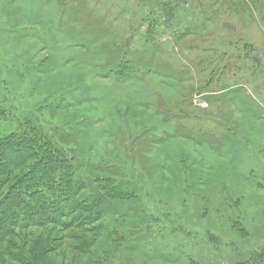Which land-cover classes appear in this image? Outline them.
I'll use <instances>...</instances> for the list:
<instances>
[{"label": "rangeland", "instance_id": "1", "mask_svg": "<svg viewBox=\"0 0 264 264\" xmlns=\"http://www.w3.org/2000/svg\"><path fill=\"white\" fill-rule=\"evenodd\" d=\"M39 161L0 264H264V0H0L2 224Z\"/></svg>", "mask_w": 264, "mask_h": 264}, {"label": "trees", "instance_id": "2", "mask_svg": "<svg viewBox=\"0 0 264 264\" xmlns=\"http://www.w3.org/2000/svg\"><path fill=\"white\" fill-rule=\"evenodd\" d=\"M52 151L53 150H50L51 153ZM47 155H48V152H45L42 157L43 161H50L53 163V161L50 160L51 158L48 157ZM19 156H20L19 158H23L22 157L23 154H20ZM18 160H19L18 158L10 159V163L8 165L16 164L18 163ZM43 161H39L36 164V166L30 170L31 175L29 174L26 175L24 180L26 181L25 183H27L28 186L26 185L24 191L22 192L18 191L17 188H20V187L16 188V186L18 185L16 184L11 189V192L6 193L5 198L7 199L6 201H4L1 207H2V210L4 211L3 216H2L3 221L6 220L8 221V223L7 225H4L2 224V222H0V236L10 237L12 235H15L18 232V230L25 232L27 230L46 227L48 225H55V226H58L59 228H62L63 230L81 229L83 227V226H76L74 223H72V221L68 219V217L66 216V213H63V212L58 213L54 207H52V209H50L49 211H44V207L46 206L47 202H50L52 205L57 206L62 201H65V200L67 201L69 199V196H70L69 194L72 190V187H71V181L67 179L66 175H63L61 179H65V181L57 182V187L58 188L64 187L65 189L61 190L60 192H65L67 194L69 193L67 196L65 195L62 196L61 195L62 193L54 196L55 194L52 195L51 191L47 195L43 196L42 195L43 193H41L43 191H36V187L42 184L46 179V175H44L43 173L40 172V174H37V170H39L38 165H40V163H42ZM56 168L57 167H55V169ZM50 178L53 180L54 177L49 176L48 181ZM49 183H52V182L49 181ZM52 188L55 189L56 191L55 186H52L51 190ZM39 193L41 194L38 197ZM20 194H23L24 197H21ZM30 204L35 205L34 208L30 211L32 215L31 221L28 224H23V221H25V219H23L22 223L18 225L16 222H14V218L12 216L14 209L19 208V206L23 205L22 206L23 210H25L31 207ZM42 212H45V213H42ZM50 215H53V216L50 217ZM62 219H68V221L62 222ZM27 221L28 220H26V223ZM48 248L49 247H47V250ZM48 252L51 253L50 249L48 250ZM23 254L24 256L21 258L19 262L20 264H49L52 261L51 257H45L46 253L44 251L41 252V255L39 257H35V255H30V254L27 256V254L25 255V253ZM34 258H39V260H34ZM33 260L35 262H33Z\"/></svg>", "mask_w": 264, "mask_h": 264}]
</instances>
